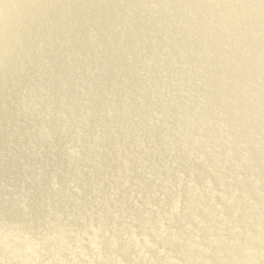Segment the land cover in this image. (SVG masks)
Segmentation results:
<instances>
[{
    "label": "rangeland",
    "instance_id": "1",
    "mask_svg": "<svg viewBox=\"0 0 264 264\" xmlns=\"http://www.w3.org/2000/svg\"><path fill=\"white\" fill-rule=\"evenodd\" d=\"M0 1V54L3 53L0 63L8 65L5 59L10 55L11 49L15 45H22L26 38L27 42L32 41L28 45V52L25 49L23 60L15 61L14 65L21 69L30 63L32 67L33 60L41 57L37 67L33 66L25 74L21 72L16 83L9 82V79L6 81L11 78L8 70L0 75V88L3 91L0 92V101L3 93L11 95L3 100L8 105L11 103L13 108L0 117V130L20 123L27 130L29 128L28 132H11L8 136L0 137V166L5 164L6 169L12 167L9 161L13 146L18 142L27 143L23 153L18 154L21 157L17 161L18 166L16 164V169L11 168L12 175L5 174L0 178V200L16 196L14 201L5 205L4 210L13 207L23 214L21 218H3L0 215V232L14 221L19 230L24 229V232L30 233L29 238L47 237V241L51 242L48 245L56 244L54 248L57 249L60 243L48 238L56 237L57 232L63 234L62 238L71 237L81 227L80 221L86 218L85 221L89 220L86 225L88 228L102 232L99 236L96 235V243L94 239L91 241L93 252H89V247L87 248V245L90 246L87 243L89 241H86L89 236L82 237L78 244L84 242L80 246L83 258L92 259L93 254L111 253L108 245L116 246L122 238L144 233L145 228L151 226L150 230L147 229L148 238L141 240V244L134 250L131 249L132 252L135 251L133 253L137 250L138 253H143L153 234L172 235V230L179 227L178 237L172 235L169 245H163L164 249L162 248L167 251L170 248L176 250L175 254H172L171 249L168 251L176 259V264H187V261L188 264H238L235 250L245 251L246 247L253 251L250 253L247 249L243 257L254 255V259L264 261V249L257 255L254 248L246 243L248 238L255 235L258 238L264 237V0ZM47 11H50L48 16ZM74 35H78L75 44L62 53L59 47ZM85 39L92 47L89 51L83 48L85 52L82 53V41ZM55 59L60 60L63 67L67 63L65 73L62 68L57 69L52 65ZM102 61L108 65L105 62L102 64ZM101 66L104 70L100 73ZM47 79L50 83L48 93L51 92V95L40 101L39 96ZM94 80L100 86L95 91L92 86ZM73 81L78 87L75 94L70 88ZM13 84L18 88L23 87L22 94L18 88L12 91L10 87ZM74 97L83 100L80 109L76 107L75 111L66 115L62 131L50 129L49 123L56 120L57 114L58 117L62 114L60 111H68L67 106ZM31 99L32 102H28ZM57 141L61 145L54 148ZM177 163H180L179 166ZM103 183L104 189L101 186ZM246 184L251 188H247ZM203 188L212 190L207 193ZM248 189L253 191L249 192ZM33 195H36V203L30 202ZM188 196L191 199H187ZM175 202L183 203L182 210L177 212V219L172 218L168 212ZM224 203L227 206L223 207ZM37 208H41L42 212L47 208L46 214L38 216L34 211ZM191 214L194 216L189 217ZM64 216H68V220L70 218L69 221L66 220L68 223L62 222ZM75 217L76 220L72 219ZM107 217L110 219L106 220ZM165 226L168 227L164 228ZM235 227L236 231L240 230L238 233L233 231ZM88 230L85 229L84 233ZM247 233L251 237H247ZM28 236L17 234L19 240L10 246L15 247L20 259L33 251L35 244H32V249L25 248ZM232 236L236 238L233 240ZM257 237L255 239L258 240ZM223 238L226 240L223 241ZM4 246L0 245V252L5 253ZM101 247L104 251L107 248V252L102 251ZM120 249H128L125 242ZM196 252L202 255L198 254L201 259L198 256L189 259L187 254ZM159 255L164 258L163 254ZM167 259L159 258L157 261L169 264L170 259ZM92 263L95 264L96 261L92 260Z\"/></svg>",
    "mask_w": 264,
    "mask_h": 264
},
{
    "label": "bare ground",
    "instance_id": "2",
    "mask_svg": "<svg viewBox=\"0 0 264 264\" xmlns=\"http://www.w3.org/2000/svg\"><path fill=\"white\" fill-rule=\"evenodd\" d=\"M5 1V0H4ZM56 1V0H55ZM1 2V1H0ZM97 5V4H96ZM185 6V5H184ZM1 7V6H0ZM16 7H17V5H16ZM21 10V9H20ZM257 11V10H256ZM49 12L50 11H47V16H48V14H49ZM64 13V12H63ZM92 13V12H91ZM127 13V12H126ZM66 14V13H65ZM23 15V14H22ZM62 16V15H61ZM65 16V15H64ZM43 17V16H42ZM41 17V18H42ZM201 17V16H200ZM1 18V17H0ZM30 18V17H29ZM32 18V17H31ZM37 18V17H36ZM41 18H39V20L41 19ZM101 20V19H100ZM35 21V20H34ZM37 21V20H36ZM87 21V20H86ZM117 21H119V20H117ZM33 23H35V22H33ZM40 23V22H39ZM91 23V22H90ZM207 23V22H206ZM27 24V23H26ZM9 25V24H8ZM43 25V24H42ZM81 25V24H80ZM96 25V24H95ZM28 26V25H27ZM26 26V27H27ZM5 27H6V24H5ZM7 27H9V26H7ZM43 27H45V26H43ZM97 27V26H96ZM80 28V27H79ZM4 30V29H3ZM53 30V29H52ZM62 30H63V28H62ZM61 30V31H62ZM89 30V29H88ZM116 31V30H115ZM52 32V31H51ZM53 33V32H52ZM51 33V34H52ZM55 33H57V32H55ZM77 34V33H76ZM99 34V33H98ZM24 35H26L25 33H24ZM23 35V36H24ZM255 35V34H254ZM21 36H22V34H21ZM22 36V37H23ZM76 36H78V35H74V36H72L69 40H67V41H65V42H63V44H61V46L59 47V49L61 50V52L62 51H68L71 47H72V45H74L75 44V41H76ZM81 36V35H80ZM38 37V36H37ZM82 37V36H81ZM85 37V36H84ZM4 38V37H3ZM21 39V38H20ZM26 40H27V38H26ZM26 40H24L25 41V43H24V41L22 42V45H19V46H14V48H12L11 49V52H10V55L8 56V58L7 59H5L6 61L5 62H7V64L8 65H6V66H4L3 64H1L0 63V75L1 74H5V72H3V71H6V70H8V72L11 74V78H5L6 79V81L9 79V82H14L15 81V83H16V79L18 80V78L17 77H19L20 75H21V72L22 73H26V72H28V71H31V68H33V66H34V68L35 67H37V65L41 62V57H37V58H35L33 61H34V63L32 64V67H31V64L30 63H28V65H25L24 67H22L21 69H20V67H18V66H16V65H14V62L15 61H21V60H23L22 58H23V56H24V50L26 49V51L29 49V46L28 45H30L31 44V42L32 41H26ZM109 40V39H108ZM192 42V41H191ZM196 42V41H195ZM74 43V44H73ZM46 44V43H45ZM45 44H43V45H45ZM84 45V46H83ZM94 46V45H93ZM82 48H81V50H82V53H83V51L85 50V51H89V48H91L92 47V45L90 46V44H89V42L87 41V39H85V40H83L82 41V46H81ZM95 47V46H94ZM93 47V48H94ZM83 48H84V50H83ZM88 48V49H87ZM50 49V48H49ZM10 49H8V51H9ZM84 51V52H85ZM5 52V51H4ZM28 52V51H27ZM91 52H92V50H91ZM6 53V52H5ZM63 53V52H62ZM81 53V54H82ZM93 53V52H92ZM3 54V53H2ZM2 54H0V56L2 55ZM26 54V53H25ZM65 54V53H64ZM6 55V54H5ZM14 55V56H13ZM62 55V54H61ZM11 56H13V57H11ZM59 56V55H58ZM184 56V55H183ZM11 57V58H10ZM64 57V56H63ZM79 58V57H78ZM61 60L63 59L64 60V58H60ZM85 60V59H84ZM10 61H12V62H10ZM111 61V60H110ZM4 62V61H3ZM28 62V61H27ZM30 62V61H29ZM60 60H53V64L52 65H55V67H57V69H61L62 68V71H63V73H65V69H66V65H67V63H65L64 64V67H63V63L62 62H60ZM104 62L105 61H102L101 63L102 64H104ZM109 62V61H108ZM106 63V62H105ZM6 64V63H5ZM88 65V64H87ZM106 65H108L107 63H106ZM50 67V66H49ZM52 67H54V66H52ZM83 67L84 68H87L86 67V65H83ZM51 68V67H50ZM103 68H105V67H103ZM64 69V70H63ZM81 69V68H80ZM88 70H89V68H87ZM49 69H47V71H48ZM99 70H100V73L101 72H103V70L104 69H102V66H101V68L99 67ZM46 71V72H47ZM50 71V70H49ZM54 71V70H53ZM86 71V70H85ZM97 71V70H96ZM57 72V71H56ZM93 72V71H92ZM48 73V72H47ZM3 74V75H4ZM8 74V73H7ZM60 74V73H59ZM62 74V73H61ZM91 74V73H90ZM99 74V73H98ZM97 74V75H98ZM63 75V74H62ZM45 76H47V75H45ZM52 76V75H51ZM54 76V75H53ZM89 76V75H88ZM90 77V76H89ZM2 78V77H1ZM0 78V79H1ZM50 78V77H49ZM54 78V77H53ZM56 78V77H55ZM118 79V78H117ZM31 80V79H30ZM72 80V79H71ZM75 80V79H74ZM77 82H79V81H77ZM90 82V81H89ZM94 82V84H92V86H94V91H95V89H99V84H98V82H97V80H94L93 81ZM74 84V81L73 82H71L70 83V88H71V92H75V89H77L78 87L74 84V85H71V84ZM88 83V82H87ZM86 83V84H87ZM7 83H5V85H6ZM21 84V83H20ZM128 84V83H127ZM233 84V83H232ZM36 85V84H35ZM35 85L32 87V88H34L35 87ZM41 85V84H40ZM126 85V84H125ZM1 86V85H0ZM48 86H50V83H49V81H48V79H47V81H45V83H44V86H43V88H42V92L40 93V95L41 96H39L40 97V101H42V100H45L46 98H48L47 96L48 95H51V92H50V94L48 93V89H49V87ZM89 86V85H88ZM2 87H3V84H2ZM28 87V86H27ZM30 87V88H31ZM41 87V86H40ZM90 87V86H89ZM89 87H87V88H89ZM7 88V87H6ZM11 89H12V91L14 90V88H18L15 84H13L12 85V87H10ZM9 88V89H10ZM226 88V87H225ZM8 89V90H9ZM80 89V88H79ZM85 89V88H84ZM30 90V89H29ZM96 90V91H97ZM18 91H19V93H21L22 94V91H23V87L22 88H18ZM35 91V90H34ZM231 91V90H230ZM0 92L2 93L3 91H1V88H0ZM25 92V91H24ZM27 92V91H26ZM25 92V93H26ZM35 92H37V91H35ZM1 93H0V96H1ZM8 93V92H7ZM11 93V92H10ZM16 93V92H15ZM24 93V94H25ZM98 93V92H97ZM230 93V92H229ZM29 94H31L30 92H29ZM35 94V93H34ZM33 94V95H34ZM37 94V93H36ZM68 94L69 95H72L71 93H69L68 92ZM75 94V93H74ZM264 94V93H263ZM32 95V94H31ZM65 95H67V94H65ZM11 95H9V94H6V93H3V99H8L9 97H10ZM29 96V95H28ZM60 97V96H59ZM63 97V96H62ZM175 97V96H174ZM29 98H30V96H29ZM28 98V99H29ZM32 99H33V97H31ZM34 98H35V96H34ZM44 98V99H43ZM73 98V97H72ZM71 98V100H70V104L67 106V108H69L68 109V111L65 113L64 111H66V110H64V111H60V113H62V114H59V117H58V114H57V118H55L56 120H54V121H51V123H49V127H50V129H55V131L57 130V131H62V126H63V123H64V120H65V118H66V115L68 114V113H70L71 111H75V108L77 107L78 109H80V106H81V102H83V100H81V99H77V98H75L74 97V99H72ZM260 98V97H259ZM2 98H1V101H0V117L1 116H3V114H5V113H7V112H9L10 110H12L13 108H12V105H11V103H9L10 105H8L7 104V102H5L4 100H3ZM32 99L31 100H28V102L29 101H31L32 102ZM63 99V98H62ZM66 99V98H65ZM87 99V98H86ZM178 99V98H177ZM24 100H26V99H24ZM36 100V99H35ZM60 100V99H59ZM14 101V100H13ZM87 101V100H86ZM15 102L17 103V101L15 100ZM14 102V103H15ZM27 102V103H28ZM89 102H91V101H89ZM88 102V103H89ZM159 102V101H158ZM40 103H42V102H40ZM65 103V102H64ZM92 103V102H91ZM156 103V102H155ZM24 104V103H23ZM34 104V103H33ZM36 104V103H35ZM93 104V103H92ZM240 104V103H239ZM6 105L8 106L7 108H6ZM31 106V105H30ZM29 106V108H31ZM35 106V105H34ZM157 106V105H156ZM259 106H261V105H259ZM264 106V105H263ZM262 106V107H263ZM41 107V106H40ZM92 107V106H91ZM158 107V106H157ZM226 107V106H225ZM25 108V107H24ZM33 108V107H32ZM85 108V107H84ZM93 108V107H92ZM91 108V109H92ZM97 108V107H96ZM260 108V107H259ZM36 109V108H35ZM255 109H257V107L255 108ZM28 110V109H27ZM38 110V109H37ZM40 110V109H39ZM42 110V109H41ZM40 110V111H41ZM24 112H25V110H23ZM97 111V110H96ZM260 111V110H259ZM33 113V112H32ZM35 113V112H34ZM38 113V112H37ZM259 113V112H258ZM31 114V113H30ZM222 114V113H221ZM250 114V113H249ZM37 115V114H36ZM69 115V114H68ZM258 115V114H257ZM70 116H71V114H70ZM261 116H263V115H261ZM260 116V117H261ZM87 117V116H86ZM163 117V116H162ZM257 117V116H256ZM69 118V117H68ZM72 118V117H71ZM102 118V117H101ZM259 118V117H258ZM86 121H87V118H84ZM68 120V119H67ZM74 120V119H73ZM77 121H78V119H76ZM75 120V121H76ZM84 120V121H85ZM1 121V120H0ZM28 121V120H27ZM92 120H90V122H91ZM258 121V120H257ZM262 121V120H261ZM20 122V121H19ZM26 122V121H25ZM89 122V121H88ZM260 122V121H259ZM72 123V122H71ZM157 123V122H156ZM68 124V123H67ZM75 124V123H74ZM79 123H77V125H78ZM80 124H83V122L82 123H80ZM86 124V123H85ZM95 124V123H94ZM197 124V123H196ZM257 124V123H256ZM45 125V124H44ZM262 125V124H261ZM65 126H66V124H65ZM85 126V125H84ZM87 126V125H86ZM94 126V125H93ZM204 126H206V125H204ZM76 127V126H75ZM155 127V126H154ZM202 127V126H201ZM207 127V126H206ZM34 128V127H33ZM42 128V127H41ZM65 128V127H64ZM192 128V127H191ZM203 128V127H202ZM43 129V128H42ZM45 129V128H44ZM46 129H47V127H46ZM68 129V128H67ZM90 129V128H89ZM126 129V128H125ZM160 129V128H159ZM201 129V128H200ZM259 129V128H258ZM28 130H29V128H28ZM28 130H27V127H25V126H23L21 123L20 124H17V125H14V127H9V128H4V129H2V130H0V137H4V136H8L11 132H17L18 134L19 133H24V132H28ZM48 130V129H47ZM203 130V129H202ZM43 131V130H42ZM46 131V130H45ZM86 131V130H85ZM40 132V131H39ZM67 132V131H66ZM117 132V131H116ZM171 132V131H170ZM201 132V131H200ZM259 132V131H258ZM44 133H46V132H44ZM48 133V132H47ZM58 133V132H57ZM159 133V132H158ZM157 133V134H158ZM202 133V132H201ZM261 133V132H260ZM27 134H29V133H27ZM49 134V133H48ZM117 134V133H116ZM203 134V133H202ZM39 135V134H38ZM54 135V134H53ZM251 135V134H250ZM263 135V134H262ZM27 136V135H26ZM40 136V135H39ZM248 136V135H247ZM257 136V135H256ZM116 137V136H115ZM160 137V136H159ZM215 137V136H214ZM234 137V136H233ZM249 137H251V136H249ZM24 138H26V137H24ZM41 138H42V136L40 137V139L39 140H41ZM161 138V137H160ZM228 138V137H227ZM236 138H237V136H236ZM247 138V137H246ZM261 138V137H260ZM259 138V139H260ZM264 138V137H263ZM37 139V138H36ZM80 139V138H79ZM212 139H213V137H212ZM235 139V138H234ZM256 139V138H255ZM97 140V139H96ZM190 140V139H189ZM206 140V139H205ZM20 141V140H19ZM78 141V140H77ZM108 141V140H107ZM176 141V140H175ZM210 141V140H209ZM83 142V141H82ZM212 142V141H211ZM220 142V141H219ZM252 142H255V141H252ZM260 142V141H259ZM3 143V142H2ZM207 143V142H206ZM209 143V142H208ZM249 143V142H248ZM26 142H18V143H16L14 146H13V148H12V158H11V160L9 161V162H11L10 163V166H12V167H15V169H16V164H17V166H18V163H17V161H19V160H21V157L20 156H18V154H22L23 153V151H24V149H26ZM139 144V143H138ZM141 144V143H140ZM175 144H176V142H175ZM217 145H219L218 144V142L216 143ZM232 144V143H231ZM230 144V145H231ZM250 144V143H249ZM252 144V143H251ZM54 145V144H53ZM60 145H61V143L60 142H58L57 141V143L55 144V147L54 148H57V147H60ZM91 145V144H90ZM135 145H136V143H135ZM162 145V144H161ZM165 145V144H164ZM169 145V143L167 144V146ZM172 145V144H171ZM216 145V146H217ZM248 145V144H247ZM10 146V145H9ZM103 146V145H102ZM139 146V145H138ZM172 146H174V145H172ZM207 146V145H206ZM205 146V147H206ZM236 146V145H235ZM234 146V147H235ZM238 146V145H237ZM244 146V145H243ZM162 147V146H161ZM164 147V146H163ZM203 147H204V145H203ZM208 147V146H207ZM206 147V148H207ZM222 147V146H221ZM240 147H241V145H240ZM8 148V147H7ZM53 148V149H54ZM171 148V147H170ZM183 148V147H182ZM144 149V148H143ZM167 149H168V147H167ZM166 149V150H167ZM177 149H178V147H177ZM54 150H56V149H54ZM58 150V149H57ZM175 150V149H174ZM179 150V149H178ZM211 150H212V148H211ZM210 150V151H211ZM83 151V150H82ZM135 151V147H133V152ZM144 151V150H143ZM162 151H164V150H162ZM170 151V150H169ZM176 151V150H175ZM185 151V150H184ZM109 152H110V150H109ZM141 152V151H140ZM152 152V151H151ZM159 152V151H158ZM165 152H167V151H165ZM205 152H206V150H205ZM212 152V151H211ZM214 152V151H213ZM216 152V151H215ZM85 153V152H84ZM103 153H105V152H103ZM145 153V152H144ZM154 153V152H153ZM181 153L183 154V152L181 151ZM54 154H56V153H54ZM157 154V153H156ZM158 154H160V153H158ZM165 154V153H164ZM207 154V153H206ZM210 154V153H209ZM113 155V154H112ZM162 155V154H161ZM189 155V154H188ZM216 155V154H215ZM3 156V155H2ZM102 156V155H101ZM104 156V155H103ZM136 156V155H135ZM142 156H144L143 154H142ZM148 156V155H147ZM153 156V155H152ZM157 156V155H156ZM155 155H154V157H156ZM208 156V155H207ZM22 157H25V156H22ZM139 157V156H138ZM157 157H159V156H157ZM203 157V156H202ZM239 157V156H238ZM242 157V156H241ZM241 157H239V158H241ZM250 157V156H249ZM248 157V158H249ZM53 158V157H52ZM149 158V157H148ZM108 159H110V157H108ZM107 159V160H108ZM112 159V158H111ZM135 159V158H134ZM145 159V158H144ZM150 159V158H149ZM181 159V158H180ZM184 159V158H183ZM186 159V161H187V158H185ZM202 159V158H201ZM131 160V159H130ZM139 160V159H138ZM141 160H143V157L141 158ZM174 160V159H173ZM214 160V159H213ZM111 161V160H110ZM140 161V160H139ZM178 161V160H177ZM181 161V160H180ZM185 161V160H184ZM185 161V162H186ZM215 161V160H214ZM243 161H245L244 159H243ZM249 161V160H248ZM171 162V161H170ZM179 162V161H178ZM188 162V161H187ZM252 162V161H251ZM7 163V162H6ZM83 163V162H82ZM147 163V162H146ZM204 163H205V161H204ZM242 163V162H241ZM246 163H247V161H246ZM112 164H113V162H112ZM127 164V163H126ZM178 164V163H177ZM180 164V163H179ZM179 164H178V166H179ZM183 164V163H182ZM186 164V163H185ZM4 165V166H3ZM2 166H0V178H1V176L2 175H5V174H7V175H9V176H11L12 174H11V170H13V169H11V168H7L6 169V167H7V165H5V164H3ZM120 165V164H119ZM138 165V164H137ZM146 165V164H145ZM189 165V164H188ZM206 165V164H205ZM113 166V165H112ZM185 166H187V165H185ZM184 166V167H185ZM212 165L210 164V167H211ZM261 166H262V164H261ZM72 167V166H71ZM111 167V166H110ZM136 167V166H135ZM153 167V166H152ZM168 167V166H167ZM199 167L201 168V166L199 165ZM203 167V166H202ZM224 167V166H223ZM223 167H220V168H223ZM231 167V166H230ZM238 167V166H237ZM131 168V167H130ZM129 168V169H130ZM204 168V167H203ZM158 169V168H157ZM177 169H179L178 167H177ZM202 169V168H201ZM215 169H216V167H215ZM109 171L111 170V169H108ZM132 170V169H131ZM161 170V169H160ZM169 170V169H168ZM206 170V169H205ZM186 171V170H185ZM184 171V172H185ZM204 171V170H203ZM202 171V172H203ZM212 171V170H211ZM218 171V170H217ZM220 171V170H219ZM223 171V170H222ZM226 171V170H225ZM114 172V171H113ZM161 172H164V171H161ZM161 172L159 173L158 172V174H161ZM200 172V171H199ZM216 172V171H215ZM41 173V172H40ZM135 173V172H134ZM179 173V172H178ZM186 173V172H185ZM263 173V172H262ZM141 174V173H140ZM165 174V173H164ZM163 174V175H164ZM167 174V173H166ZM216 174V173H215ZM217 174H218V172H217ZM100 175V174H99ZM104 175V174H103ZM195 175V174H194ZM240 175V174H239ZM262 175V174H261ZM38 176H39V172H38ZM40 176H43V174L42 175H40ZM162 176V175H161ZM178 176H179V174H178ZM202 176H204V174L202 175ZM210 176H211V173H210ZM250 176V175H249ZM257 176V175H256ZM142 177V176H141ZM140 177V178H141ZM212 177V176H211ZM214 177H215V175H214ZM243 177V176H242ZM252 177H253V175H252ZM252 177H251V179H252ZM255 177V176H254ZM259 177V176H258ZM262 177V176H261ZM137 178V177H136ZM164 178V177H163ZM170 178H173V177H170ZM256 178V177H255ZM255 178H253L254 180H257V179H255ZM263 178H264V173H263ZM262 178V179H263ZM3 179V178H2ZM40 179V178H39ZM111 179V178H110ZM142 179V178H141ZM188 179H190L189 177H188ZM193 179V178H192ZM207 179V178H206ZM219 179V178H218ZM235 179V178H234ZM237 179V178H236ZM235 179V180H236ZM244 179V178H243ZM250 179V178H249ZM248 179V180H249ZM38 180V179H37ZM140 180V179H139ZM186 180V179H185ZM200 180V179H199ZM244 180H246V179H244ZM253 180V181H254ZM264 180V179H263ZM262 180V181H263ZM133 181V180H132ZM141 181V180H140ZM147 181V180H146ZM234 181V180H233ZM247 181V180H246ZM259 181V180H258ZM103 182V181H102ZM143 182V181H142ZM186 182V181H185ZM188 182V181H187ZM200 182V181H199ZM210 182V181H209ZM219 182V181H218ZM235 182V181H234ZM245 182V181H244ZM249 182V181H248ZM247 182V184H250V183H248ZM255 182V181H254ZM144 183V182H143ZM177 183V182H176ZM181 183H183V182H181ZM203 183H205V182H203ZM207 183V182H206ZM240 184L242 183V181L241 182H239ZM239 183H237V184H239ZM252 183V182H251ZM257 183V182H256ZM255 183V184H256ZM258 183H260V182H258ZM257 183V184H258ZM264 183V182H263ZM60 184V183H59ZM106 184V183H105ZM137 184H138V182H137ZM157 184V183H156ZM210 184V183H209ZM217 184V183H216ZM247 184H246V187L247 188H251L250 186L248 187L247 186ZM220 185V184H219ZM231 185H233V184H231ZM254 185V184H253ZM260 185H262V183L260 184ZM102 187L104 186V183H103V185H101ZM183 186V185H182ZM182 186H181V188H182ZM199 186V185H198ZM206 186V185H205ZM209 186V185H208ZM211 186H213V185H211ZM239 186V185H238ZM252 186V185H251ZM258 185H256V187H257ZM196 187V186H195ZM214 187V186H213ZM240 187V186H239ZM254 188H255V186H253ZM260 187H262V186H260ZM59 188V187H58ZM112 188V187H111ZM128 188V187H127ZM163 188H164V186H163ZM175 188V187H174ZM212 188V187H211ZM216 188V187H215ZM231 188V187H230ZM241 188V187H240ZM253 188V189H254ZM259 188V187H258ZM103 189H104V187H103ZM103 189H101V190H103ZM110 189V188H109ZM130 189V188H129ZM204 190H207V189H205V188H203ZM202 189V190H203ZM208 189H209V187H208ZM217 189V188H216ZM246 189V188H245ZM253 189L250 191L249 189V192H252L253 191ZM79 190V189H78ZM126 190V189H125ZM180 190V189H179ZM194 190V189H193ZM198 190V189H197ZM196 190V191H197ZM203 190V191H204ZM212 190V189H211ZM210 190V191H211ZM242 190V189H241ZM52 191V190H51ZM103 191H105V190H103ZM103 191L101 192V193H103ZM200 191V190H199ZM208 191L209 190H207V193H208ZM209 191V192H210ZM215 191V190H214ZM225 191V190H224ZM243 191V190H242ZM97 192V191H96ZM133 192H135L136 193V191H133ZM148 192V191H147ZM165 192H167V191H165ZM189 192V191H188ZM232 192V191H231ZM28 193V192H27ZM33 193V192H32ZM91 193H93V192H91ZM91 193H88V195L89 194H91ZM111 193V192H110ZM128 193V192H127ZM154 193V192H153ZM199 193V192H198ZM203 193V192H202ZM205 193V192H204ZM230 193V192H229ZM234 193V192H233ZM26 194V193H25ZM97 194H99V193H97ZM150 194H152V193H150ZM171 193L169 192V195H170ZM199 194H201V192L199 193ZM213 194V193H212ZM26 195H28V194H26ZM39 195V194H38ZM100 195V194H99ZM98 195V196H99ZM102 195H104V193L102 194ZM106 195V194H105ZM108 195V194H107ZM125 195V194H124ZM128 195V194H127ZM133 195V194H132ZM149 195V194H148ZM179 195V194H178ZM188 195V194H187ZM187 195H185V196H187ZM217 195V194H216ZM25 196V195H24ZM36 195H33V200L31 199V203L34 201V203H36L37 202V200H36V197H35ZM157 196H158V194H157ZM168 196V195H167ZM176 196V195H175ZM192 196V195H191ZM215 196V195H214ZM214 196H211V197H214ZM9 197V196H8ZM18 197H20V196H18ZM84 197V196H83ZM91 197V196H90ZM101 197V196H100ZM154 197V196H153ZM170 197V196H169ZM198 197V196H197ZM11 198V199H10ZM16 198V196L15 195H13L12 197L10 196L7 200H0V215H3L2 217L3 218H8V217H12V218H17V217H22V214L23 213H21V211L19 212L18 211V209L17 210H14V208L13 207H8V210H4L5 209V205L6 204H8V203H11L12 201H14V199ZM38 198V197H37ZM89 198V197H88ZM91 198H93V197H91ZM99 198V197H98ZM98 198H96V199H98ZM105 198V197H104ZM120 198V197H119ZM130 198V197H129ZM150 198V197H149ZM155 198H156V196H155ZM159 198V197H158ZM157 198V199H158ZM164 198V197H163ZM162 198V199H163ZM181 198V197H180ZM190 197L188 196V198L187 199H189ZM194 198V197H193ZM24 199H25V197H24ZM123 199V198H122ZM152 198H150V200H151ZM160 199V198H159ZM165 199V198H164ZM168 199V198H167ZM191 199V198H190ZM195 199V198H194ZM193 199V200H194ZM91 200V199H90ZM118 200V199H117ZM132 200V199H131ZM161 200V199H160ZM170 200H172L171 198H170ZM177 200V199H176ZM175 200V201H176ZM185 200V199H184ZM184 200H182V201H184ZM21 201H24V200H22L21 199ZM97 201V200H96ZM103 201V200H102ZM130 201V200H129ZM173 201V200H172ZM181 201V202H182ZM190 201V203L192 202L191 200H189ZM196 201V200H195ZM115 202H116V200H115ZM128 202V201H127ZM147 202H149V200L147 201ZM162 202V201H161ZM161 202H159V203H161ZM187 202V201H186ZM205 202V201H204ZM16 203V202H15ZM56 203H58V202H56ZM90 203V202H89ZM92 203V202H91ZM97 204H98V202H96ZM119 203V202H118ZM130 203V202H129ZM185 203V202H184ZM17 204V203H16ZM22 204H24V203H22ZM128 204V203H127ZM155 204V203H154ZM158 204V203H157ZM156 204V205H157ZM163 204V203H162ZM186 204H189V203H186ZM185 204V205H186ZM207 204V203H206ZM222 204V203H221ZM31 205V204H30ZM29 205V206H30ZM51 205H53V203H51ZM113 205V204H112ZM126 205V204H125ZM124 205V206H125ZM130 204H128V206H129ZM143 205V204H142ZM161 205V204H160ZM183 205V203H178L177 204V202H175L174 204L172 203V207L171 208H169L170 209V211H168V212H170L169 213V215L170 216H172V218H176L177 217V215H179L178 213H180V211L182 210V208L181 207H183L182 206ZM191 205V204H190ZM195 204H193V206H194ZM209 205L211 206V203L209 202ZM226 204L224 203L222 206L224 207ZM19 206V205H18ZM39 206V205H38ZM89 206H91V205H89ZM97 206H99V204L97 205ZM97 206L95 207L96 209H97ZM119 206V205H118ZM123 206V205H122ZM131 206H133V205H131ZM140 206V205H139ZM145 206H147V205H145ZM162 206V205H161ZM188 206V205H187ZM208 206V205H207ZM206 206V207H207ZM219 206V205H218ZM227 206V205H226ZM2 207V208H1ZM21 207V206H20ZM36 207H37V205H36ZM117 207V206H116ZM136 207V206H135ZM148 207V206H147ZM157 207V206H156ZM155 207V208H156ZM10 208V209H9ZM29 208H31V207H29ZM92 208V207H91ZM99 208V207H98ZM124 207H122V209H123ZM151 208H153V207H151ZM160 207H158V209H159ZM162 208V207H161ZM188 208V207H187ZM194 208H195V206H194ZM194 208H191V210H193ZM200 208V207H199ZM225 208H227V207H225ZM224 208V209H225ZM20 209V208H19ZM137 209H139V208H137ZM198 209V208H197ZM206 209V208H205ZM208 209V208H207ZM221 209V208H220ZM3 210H4V213H3ZM12 210V211H11ZM21 210H23V209H21ZM31 210V209H30ZM46 210H47V208H44V212H42L41 211V208L39 209V208H37V209H34V211H36V213H38V216L39 215H45L46 214ZM88 210V209H87ZM93 210V209H92ZM129 210H130V208H129ZM140 210H141V208H140ZM144 210V209H143ZM185 210V209H184ZM196 210V208L194 209V211ZM219 210V208L217 209V211ZM32 211V210H31ZM31 211H29L28 213H31ZM72 211V210H71ZM117 211V210H116ZM179 211V212H178ZM190 211V210H189ZM225 211H226V209H225ZM224 211V212H225ZM73 212H74V210H73ZM82 212V211H81ZM85 212V211H84ZM114 212V211H113ZM127 212V211H126ZM151 212V211H150ZM157 212H158V210H157ZM159 212H161V211H159ZM164 212V211H163ZM162 212V213H163ZM168 212H167V214H168ZM178 212V213H177ZM199 212V211H198ZM28 213H26V214H28ZM64 213V212H63ZM80 213V212H79ZM89 213V212H88ZM96 213V212H95ZM128 213V212H127ZM130 214H131V212H129ZM156 213V212H155ZM218 213V212H217ZM223 213V212H222ZM226 213H227V211H226ZM66 214V213H65ZM68 214V213H67ZM75 214V213H74ZM93 214V213H92ZM135 214H136V210H135ZM142 214V213H141ZM146 214H147V212H146ZM201 214V213H200ZM220 214V213H219ZM35 215V214H34ZM53 215V214H52ZM62 215V214H61ZM64 215V214H63ZM78 215V214H77ZM83 215H85V214H83ZM90 216H91V214H89ZM88 215V216H89ZM110 215V214H109ZM112 215V214H111ZM69 216H70V214H69ZM81 215H79V217H80ZM108 216V215H107ZM156 216V215H155ZM159 216V215H158ZM167 216V215H166ZM169 216V217H170ZM192 216H194V215H189V217H192ZM203 216V215H202ZM229 216V215H228ZM26 217V216H25ZM66 216H64L63 217V221L62 222H67L66 220H68L67 219V217L65 218ZM71 217H73V216H71ZM82 217V216H81ZM117 217V216H116ZM141 217H144V216H141ZM151 217V216H150ZM11 218V219H12ZM30 218H32V216L30 217ZM29 218V219H30ZM104 218V217H103ZM108 218V217H107ZM148 218V217H147ZM164 218V217H163ZM182 218V217H181ZM180 218V219H181ZM194 218V217H193ZM239 218V217H238ZM244 218V217H243ZM242 218V219H243ZM28 219V220H29ZM40 219V218H39ZM72 219H75L76 220V217L75 218H72ZM78 219H80V218H78ZM86 219V218H85ZM85 219H83L82 221H80V222H82L81 223V227L79 226V228H77L76 229V231H75V234L73 233V235H71V237L69 236V237H67V238H62V237H64L63 236V234H61V232H57L56 233V237H53V238H48L49 240L51 239V240H55V241H58V243H60V245H58V247H57V249L56 248H54L55 247V245H48L49 243H51L50 241H47V237L45 238L44 236L43 237H33V238H29V236H28V234H30L28 231H25L24 232V229L23 230H19V227H18V224H15V222L13 221V224L11 225V226H8V227H6V228H4L1 232H0V245H5L3 248H4V251H5V253H3L2 251L0 252V261L2 262L1 264H12V263H14V264H93L92 263V260H94V261H96V263L95 264H162L160 261H157V259H164V258H168V259H170L169 260V264H176L177 262L175 261L176 259H174V257L172 256V254L176 251L175 249L177 248L176 246H177V244H178V242H179V240H178V242H177V244H176V248L174 249L175 251H173L171 248V251H173L172 252V254H170L168 251L170 250H166V252H168V253H166V252H164L165 250H163L164 248V246L163 245H166V244H168V242L170 241V239H173L172 238V235H174L173 237H175V236H177V228H179V227H177V225H176V229H173L172 230V235L171 234H168V236H165L163 233H161L160 235H159V233H156V234H153V236H152V238L151 239H149L148 240V242H147V248L145 249V251H144V249H143V253H138L137 251H136V253H133V252H135V251H133L132 252V250H134L139 244H141V240H144L145 238H148V237H146L149 233H148V230L147 229H149L150 230V228H151V226H149V227H147V228H145V231H147L146 233H145V231H144V233H140L139 231V233L140 234H138L137 233V235H135L134 237H132V234H131V237H129V238H122L120 241H119V243L118 244H116V246L115 245H108L109 246V252H111V253H108L107 251H106V249H105V251L107 252V254L105 253L104 255H99V254H93V257H92V259H86V258H83V254H82V249L80 248V246H83L84 245V242H81L80 243V245H78L79 244V242H80V240H81V238L83 237L84 238V236H89V240H87L86 239V241H89V242H87L88 244H90V246H88L87 245V248H88V251L90 252V250L93 248V244H92V242L95 240V238L97 237V236H99L98 234H102V232L101 231H98V230H95V229H92V227H90V228H88V226H86V225H88V223H89V220L87 219V221H85ZM105 219V218H104ZM110 218H108V219H106V220H109ZM149 219V218H148ZM153 219V218H152ZM162 219V218H161ZM177 219V218H176ZM184 219V218H183ZM240 219V218H239ZM245 219V218H244ZM31 220V219H30ZM33 220H34V218H33ZM69 220H70V218H69ZM68 220V221H69ZM142 220V219H141ZM185 220V219H184ZM206 220V219H205ZM215 220V219H214ZM256 220V219H255ZM21 221V220H20ZM73 221V220H72ZM79 221V220H78ZM77 221V222H78ZM104 221V220H103ZM114 221V220H113ZM117 221V220H116ZM153 221V220H152ZM156 221V220H155ZM167 221V220H166ZM193 221V220H192ZM241 221L242 220H240V223H241ZM250 221V220H249ZM254 221V220H253ZM17 222V221H16ZM105 222H107V221H105ZM104 222V223H105ZM109 222V221H108ZM107 222V223H108ZM149 222V221H148ZM170 222H172V221H170ZM187 222H189L188 221V219H187ZM245 222V221H244ZM255 222V221H254ZM31 223V222H30ZM33 223V222H32ZM31 223V224H32ZM36 223V222H35ZM68 223V222H67ZM71 223V222H70ZM69 223V224H70ZM106 223V224H107ZM157 223V222H156ZM215 223V222H214ZM218 223V222H217ZM264 223V222H263ZM34 224V223H33ZM155 224V223H154ZM164 224H165V222H164ZM256 224V223H255ZM7 225H9V224H7ZM22 225V224H21ZM36 225V224H35ZM49 225V224H48ZM67 225V224H66ZM78 225V224H77ZM80 225V224H79ZM102 225V224H101ZM109 225V224H108ZM162 225V224H161ZM166 225V224H165ZM183 225V224H182ZM181 225V226H182ZM216 225V224H215ZM222 225V224H221ZM239 226H240V224H238ZM252 225V224H251ZM20 226V225H19ZM52 226H53V224H52ZM64 226V225H63ZM110 226V225H109ZM145 226V225H144ZM189 226V225H188ZM237 226V225H236ZM40 227V226H39ZM70 227V226H69ZM77 227V226H76ZM119 227V226H118ZM153 227V226H152ZM160 227V226H159ZM163 227V226H162ZM166 227H168V226H165L164 228H166ZM218 227V226H217ZM222 227V226H221ZM251 227V226H250ZM253 228H254V225L252 226ZM37 228V227H36ZM63 228V227H62ZM184 227H182V231L184 230L183 229ZM234 228V227H233ZM33 229V228H32ZM46 229V228H45ZM50 229H51V227H50ZM56 229V228H55ZM85 229H89L88 231H86L87 233H84V230ZM105 229H107V228H105ZM119 229V228H118ZM141 229V228H140ZM155 229V228H154ZM195 229V228H194ZM193 229V230H194ZM203 229H206V228H203ZM202 229V230H203ZM208 229V228H207ZM215 229H216V226H215ZM228 229V228H227ZM238 229V228H237ZM35 230V229H34ZM67 230H69L68 228H67ZM75 230V229H74ZM95 230V231H94ZM138 230V229H137ZM167 230H168V228H167ZM222 230V229H221ZM239 230V229H238ZM237 230V231H238ZM249 230V229H248ZM255 230V229H254ZM118 231L119 230H117V233H118ZM142 231V230H141ZM152 231V230H151ZM164 231V230H163ZM179 231V230H178ZM204 231V230H203ZM202 231V232H203ZM233 231H235V232H237L236 231V227H235V230H233ZM240 231V230H239ZM238 231V232H239ZM19 232V233H18ZM73 232V231H72ZM72 232H70V233H72ZM150 232V231H149ZM154 232V231H153ZM180 232H181V230H180ZM215 232V231H214ZM237 232V233H238ZM249 232V231H248ZM69 233V234H70ZM195 233H197L196 232V230H195ZM223 233V232H222ZM225 233V232H224ZM223 233V234H224ZM236 233V234H237ZM252 232H250V234H251ZM254 233V232H253ZM17 234H19V235H22L23 237H24V235L25 236H28V238H26V247L25 248H27L28 247V249H32V244H35L34 245V247H33V251L31 252V254H26L25 256H24V259H20L19 258V253H17L18 251H15L14 250V248H10V246L11 245H13L15 242H17L16 240H19L18 238H17ZM35 234V233H34ZM33 234V235H34ZM37 234H38V232H37ZM128 234H129V232H128ZM206 234V233H205ZM217 234V233H216ZM215 234V235H216ZM227 234V233H226ZM228 234H229V232H228ZM234 235V236H237V235ZM243 234V233H242ZM46 235V234H45ZM97 235V236H96ZM134 235V234H133ZM212 235H213V233H212ZM212 235H210L211 237H212ZM214 235V236H215ZM220 235V234H219ZM248 235H249V233H247V237H248ZM125 236V235H124ZM127 236V235H126ZM180 236H181V234H180ZM182 236H183V234H182ZM185 236V235H184ZM202 236H205V235H202ZM217 236V235H216ZM245 236V237H246ZM250 236V235H249ZM253 236V235H252ZM258 236H260V235H258ZM167 237V238H166ZM178 237V236H177ZM186 237V236H185ZM207 237V236H206ZM217 237H219V236H217ZM221 237V236H220ZM228 237H229V235H228ZM246 237V238H247ZM251 237V236H250ZM255 237H257V235H255V236H253V237H251L250 239L248 238L247 240H246V243L247 244H249V246H252L253 248H254V251L256 252V254L258 255V254H260L259 252H262V250L264 249V237H260V238H258V240L257 239H255ZM222 238V237H221ZM220 238V239H221ZM232 238H233V240L236 238H234L233 236H232ZM231 238V239H232ZM24 239V238H23ZM94 239V240H93ZM179 239V238H178ZM211 239V238H210ZM214 239V238H213ZM224 239L225 238H223V241H224ZM93 240V241H92ZM174 240H176V239H174ZM182 240H184L183 238H182ZM196 240H198V239H196ZM216 240V239H215ZM214 240V241H215ZM222 240V239H221ZM226 240V239H225ZM85 241V240H84ZM92 241V242H91ZM97 241H98V238H97ZM172 241V240H171ZM237 241V240H236ZM125 242V245H127V247H128V249H126V250H122V249H120V246L123 244ZM200 242V241H199ZM95 243H96V240H95ZM144 243V242H143ZM82 244V245H81ZM86 244V243H85ZM181 244H184L183 242H181ZM216 244V243H215ZM230 244H232V243H230ZM95 245V247H97V245L96 244H94ZM120 245V246H119ZM169 245V244H168ZM184 245H186V244H184ZM141 246V245H140ZM143 246H145V245H143ZM173 247V246H172ZM190 247V246H189ZM231 247H233V246H231ZM102 248V247H101ZM145 248V247H144ZM163 248V249H162ZM98 249V248H97ZM132 249V250H131ZM142 249V248H141ZM140 249V250H141ZM186 249V248H185ZM191 249V248H190ZM199 249H201V247H199ZM233 249V248H232ZM250 250V251H247V252H252L253 250L252 249H249V247L247 248L246 247V250ZM163 250V251H162ZM178 250H180V249H178ZM246 250L245 251H240V250H238V249H236L235 250V253L237 252V254H236V263H238V264H264V261L262 262H260V260L259 259H254L255 258V256L254 255H252L253 257H249L248 256V258L247 257H243V253L244 252H246ZM92 251V250H91ZM102 251H104V248H102ZM101 251V252H102ZM104 251V252H105ZM183 251V250H182ZM185 251V250H184ZM93 252V251H92ZM100 252V253H101ZM103 252V253H104ZM180 252V251H179ZM189 252H191V251H189ZM102 253V254H103ZM163 254V257L164 258H161V257H159L160 255L159 254ZM183 253V252H182ZM199 253H203V252H201V251H199ZM199 253H189V254H187V256L189 257V259H191V258H193L194 256H198V258L200 257L199 255H201V254H199ZM212 253V252H211ZM234 253V254H235ZM175 254V253H174ZM179 254H181V253H179ZM184 254V253H183ZM199 254V255H198ZM118 255L119 256H121V257H118ZM159 255V256H158ZM177 255V254H176ZM205 255H206V252H205ZM204 255V256H205ZM85 256V255H84ZM171 256H172V259H171ZM184 256V255H183ZM202 256V255H201ZM194 258H196V257H194ZM204 258L205 257H203V259L202 260H204ZM99 259V260H98ZM107 259H108V262H107ZM167 259V260H168ZM179 259V258H178ZM188 259V258H187ZM188 259V260H189ZM200 259H201V257H200ZM199 259V260H200ZM239 259V261H237ZM181 260H183V259H181ZM181 260H179V261H181ZM197 260V259H196ZM218 260V259H217ZM231 260V259H230ZM178 261V262H179ZM184 261V260H183ZM193 260H191V262H192ZM220 261H221V259H220ZM176 262V263H175ZM202 262V261H201ZM229 262V261H228ZM189 262L187 261V264H188ZM194 263V262H193ZM203 263V262H202ZM191 264V263H190ZM204 264V263H203Z\"/></svg>",
    "mask_w": 264,
    "mask_h": 264
}]
</instances>
